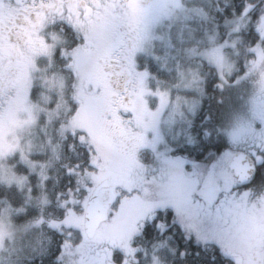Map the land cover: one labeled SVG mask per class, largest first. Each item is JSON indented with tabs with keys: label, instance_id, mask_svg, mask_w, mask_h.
<instances>
[{
	"label": "rangeland",
	"instance_id": "obj_1",
	"mask_svg": "<svg viewBox=\"0 0 264 264\" xmlns=\"http://www.w3.org/2000/svg\"><path fill=\"white\" fill-rule=\"evenodd\" d=\"M15 3L17 7L14 0H0V19L9 13V19L15 20L9 32L18 40L0 38V70L16 54L14 49H23L16 60L10 58L16 77L0 96V183L24 188L25 199L19 206L1 201L0 264L27 263L39 255L38 236H45L46 226L79 234L74 236L79 244L71 238L64 244L61 264H83L76 253L86 255L87 264H106L107 258L122 253L143 264H170L174 243L156 242L149 248L133 245L139 219L165 202L164 192H179L181 187L176 180L162 192L150 175L144 178L152 166L148 157L159 156L146 138L151 127L149 104L155 97L157 107L166 106L169 115L198 105L204 96L202 64L207 62L216 68L221 83L233 87L226 105L230 107L226 127L249 131L251 114L257 112L254 95L264 81V11L251 16L248 11L255 4L248 3L240 13L221 19L214 14L232 6L229 0H147L140 6L128 0L123 8L135 12L128 22L132 27L114 32L113 23L102 18L99 9L90 19L80 16L78 0ZM41 4L45 8L37 10ZM21 7L34 16L14 19ZM117 17L112 20L120 21ZM17 22L23 23L24 30L14 29ZM251 25L259 37L248 43L243 33ZM129 34L135 41L127 49L123 45ZM101 94L108 99L109 126L124 140H111L98 129L100 116L92 112ZM73 136L90 147L88 167L75 170L73 164L65 165L81 175L80 193L86 190L89 195L104 178L109 179L110 202L117 187L135 190L111 204L108 220L88 241L82 236V210L68 209L64 218L57 219L43 217L40 208L48 202L43 191L57 175L54 167L68 160L66 141ZM133 138L136 145L138 140V149L125 143ZM119 147L125 148L119 152ZM145 147L149 152L142 151ZM161 159L170 174L178 177V160ZM33 190L39 194L37 201L31 197ZM33 201L40 204L36 205L37 218L17 222L16 217L24 215L30 205L36 207ZM233 205L241 231L235 243L222 242L221 249L234 264H264V233L260 231L264 230V193L240 190Z\"/></svg>",
	"mask_w": 264,
	"mask_h": 264
},
{
	"label": "snow or ice",
	"instance_id": "obj_2",
	"mask_svg": "<svg viewBox=\"0 0 264 264\" xmlns=\"http://www.w3.org/2000/svg\"><path fill=\"white\" fill-rule=\"evenodd\" d=\"M228 12L225 6L223 13ZM205 90L215 92V82L208 81ZM153 101L149 104L151 127L146 138L154 143L159 156L148 157L152 166L144 178L149 179L150 175L162 192L176 180L181 187L179 192H164L165 202L139 219L138 234L154 243H174L172 251L178 264H204L203 251L213 253L211 259L217 264H225L230 257L221 251V243H235L241 231L234 212L235 194L264 182V112L251 114V130L246 132L226 127L230 107H208L204 98L198 105L183 109L179 115L167 114L166 106L157 107L155 97ZM216 103L219 105L223 101ZM87 151L73 136L70 146L66 147L69 167L75 163L78 169ZM142 151L147 153L149 149L145 147ZM161 157L178 160V177L170 174ZM237 160L244 166L243 178L236 170ZM66 175L69 177L67 190H71L75 183L73 172L67 171ZM133 191L117 187L111 204H118ZM59 211L57 218L62 219L63 210ZM64 238L63 232L48 228L45 252L50 255L51 264H56ZM49 248L52 249L50 253ZM75 255L87 264L86 255Z\"/></svg>",
	"mask_w": 264,
	"mask_h": 264
},
{
	"label": "trees",
	"instance_id": "obj_3",
	"mask_svg": "<svg viewBox=\"0 0 264 264\" xmlns=\"http://www.w3.org/2000/svg\"><path fill=\"white\" fill-rule=\"evenodd\" d=\"M125 1L128 2V0H125ZM229 1H230V3H232V6H227L229 8V12L227 14L215 13L214 15L216 17L222 19V17H225V16L230 17L237 12L240 13L248 3H254L255 4L253 9H250L248 11V13H251L250 14L251 16H254V17L257 16V14L260 10H261V12L264 11V0H229ZM15 2H17V0H14V4H15L14 7H17L18 4ZM126 2L124 3L121 1L120 4H118L116 6L117 12L114 15H116L118 17H123L125 19H133L135 12L131 13L130 11L125 10L123 8V5H125ZM130 2L136 3L137 5L139 4V6H140L141 0H138V1L130 0ZM258 3H259V5H257ZM42 8H45V4H41V6H39L37 8V10L38 9L42 10ZM136 8H138V7H136ZM118 9L120 10V12ZM233 9H235V10H233ZM18 11H19V13L17 14L18 18L15 17L14 19H31L34 16L32 12L26 11L22 7L20 9H18ZM115 11H116V8H115ZM24 13H27L28 17L26 16L25 18H21V16ZM221 19H217V20L220 21ZM253 20H255V19H251V21H253ZM133 22H135V20ZM22 26H23V23L19 22L18 26H17V31H21ZM253 26L254 25H251L243 33V35L245 36V39L248 41V43L255 42L259 37L257 30L252 28ZM114 27L116 28L115 25H113V29H114ZM13 33L16 34V30H14ZM21 35H22V33H21ZM132 37H133L132 34H129V36L128 35L126 36L127 49H128V43L132 39ZM12 40L14 42L18 41L15 38L13 39V37H12ZM123 46L125 47V44ZM127 49L125 52H127ZM9 64H11V63L9 62ZM6 67H4V70L0 72V75L3 74V72H5V74H6V72H7ZM202 71H203V74L205 75L204 82L202 83V85L204 87V96L202 98H204L205 105L208 107H212V108L226 107L227 102L230 99L229 93L232 91L233 87H230V86L226 85L225 83H221L220 75L217 72L216 68L210 66V64H208L207 62H204L202 64ZM208 81H214L215 82V87H216L215 92H213L212 90H208V91L205 90L206 84ZM221 88L223 89L222 91H221ZM254 96H256V94ZM234 98H232V100ZM218 100L223 101V103L218 105L216 103V101H218ZM96 103L97 104L95 106H93L95 109L92 112V114L99 115L100 117H97V116L96 117L99 118L102 121V124H104L107 127L109 125V122L106 119L105 108L108 104V99L106 98L105 94H101L100 97L97 99ZM241 110H242V108H241ZM111 131H112V128H111L110 132L106 131V133H107L106 135L110 139L114 138L113 131L112 132ZM83 134L85 135V132H83ZM132 140L134 141L135 138H133ZM71 141H72V137L68 138L66 142L68 145H70ZM78 142L80 144H82L85 149H88V151L85 153L84 157L80 161V167H81L80 170H82V169H85V167H88V162H89V156L88 155H90V150H89L90 147H89L88 143H85L82 141H78ZM127 144H130V149H132V143L130 140L126 141V145ZM136 146H138V145H136ZM69 163L70 162L68 160L66 161V159L62 163L58 162L59 165L54 167V170L57 171V173H56L57 175H56L55 179L49 180L46 182V184L49 188H47L43 192L46 193L48 202L45 204V206L40 207L44 211L43 213L45 214V215H42L43 217L57 218L60 215L59 210L62 209L63 210V218H64L68 209H76L78 211L83 209V207L80 206V201L83 198V202L85 203V199L88 196V192L86 194V190H85L83 193H80V190L78 189L79 179H80L81 175H76L75 172L73 173V178H74L75 183L72 186L71 190H67L69 177L66 175L68 168L65 165L69 166ZM72 164L74 165L75 170H77L76 164L75 163H72ZM63 165L65 167H63ZM23 189L22 188L18 189L16 186L6 187L0 183V209H1V201L2 200H6L7 202H9L13 206H19L20 204H22L23 200L25 199L24 193L22 191ZM249 189H255L256 191H259L260 193H264V182L256 183V184L250 186ZM35 192H37V191L33 190V192L31 193V197L33 200L35 199V201H37L39 198L38 197L39 194H36ZM42 194H44V193H42ZM35 203L36 202H34V201L32 203V205H34V207L36 205L37 206L40 205V204L35 205ZM37 206L35 208H33L30 205L27 212L24 215H20V216L16 217L15 220L19 223H22L23 220L37 218L38 213H39V211H38L39 208H37ZM45 207H46V209H45ZM57 219H59V218H57ZM48 228L49 227L45 228V236H38V238H39L38 241L40 242V245L42 247V252H40L39 255H37L34 258L28 259L27 263L22 262L20 264H51V257L49 254H47L45 252V247L47 244V237H48ZM56 230L58 232L64 233V237H65L64 238V244L66 242H68V240L70 238L75 240V241L78 240V238L76 239L75 237L79 236V234L74 233V231H71L70 229L69 230L67 229L65 231L59 230V229H56ZM256 231L257 230L253 231V233H251L250 235H253ZM260 231L264 233V230H260ZM261 232L256 233V235H258V234L260 235ZM82 236L86 239V241L89 240L85 237L84 234ZM131 243H132V241H131ZM152 243H154V242L150 238L144 237L141 235H136L135 238L133 239V245H135V246L146 245V246H148L147 248H149ZM64 244L62 245V251H61L60 255L57 257L56 264L62 263L61 258L64 257V255H63ZM51 251H52V249L49 248L48 253H50ZM221 251L223 252V250H221ZM137 253H138V257H139L140 252H137ZM137 253H134V254H137ZM223 253L226 256V253L225 252H223ZM123 255L124 254L122 253L119 255L114 254V255L110 256L109 258L106 259V264H143L140 262L139 258L134 259L132 256L128 257V255H125V256H123ZM212 255H213V253H211L210 251L201 252V258L204 260V264H217V261L211 259ZM170 264H178V261L174 260V258H173V260L170 262ZM225 264H234V263L232 260H227L225 262Z\"/></svg>",
	"mask_w": 264,
	"mask_h": 264
},
{
	"label": "flooded vegetation",
	"instance_id": "obj_4",
	"mask_svg": "<svg viewBox=\"0 0 264 264\" xmlns=\"http://www.w3.org/2000/svg\"><path fill=\"white\" fill-rule=\"evenodd\" d=\"M126 2L125 0H78V11L77 13L80 14V16H83L84 18H87V19H90L91 18V15L92 12L94 13H98L99 11L97 9H99L101 12H102V15L101 17L104 18V19H107L109 18L110 20V23L113 25L116 26V28L114 27V32H117L119 30H128V28L132 27L130 23H128L129 20L131 19H125L123 17H117L120 19V21H113L112 19H116V12H117V5L120 4V2ZM138 1V0H136ZM147 2V0H141V5H144L145 3ZM115 8H116V11H115ZM14 9V7H13ZM9 13L7 15H3V19H0V38H5L6 42L11 38L12 39V34L11 32V24H14V21L13 19H9ZM107 16V17H106ZM123 18V19H122ZM133 22V21H132ZM131 22V23H132ZM4 23H7L5 26ZM18 23V22H17ZM109 23V24H110ZM138 26V25H137ZM17 27L15 26L14 29H16ZM14 29H13V32H14ZM22 30H24V28H22ZM135 41V37L133 36L132 39L129 41L128 45H132L133 42ZM124 42V41H123ZM8 44V43H7ZM127 44V41L125 40V46ZM9 45V44H8ZM16 54L14 55H11L10 58H14L16 60V56L20 54H22V50H19L18 49H14ZM8 59L7 60V63L5 64L4 67H6V74L5 72H3V74L0 75V96L2 94V92L4 91V88H9L12 84V82L14 81V78L16 77V65H14V63L12 64H9V62L11 63L12 59ZM4 67L2 68V71L4 70ZM261 90H259V93L256 94L255 96V100H254V105L257 109V112H264V81L261 82ZM255 109V111H256ZM98 121V129L101 131V132H104L105 134L106 131H108L107 127L102 124V121L100 119L97 120ZM249 131L251 130V124L249 125ZM109 127H112V126H109ZM111 129V128H110ZM115 132V130H113ZM118 132V131H117ZM118 135V134H117ZM107 136V135H106ZM115 137V136H114ZM137 141V145H138V140L136 139ZM132 143V149H137L140 145L136 146V142L134 141H131ZM123 148V147H122ZM125 148V147H124ZM123 148V149H124ZM123 149H120L119 147V152L120 150H123ZM118 151V150H117ZM104 194H105V191L104 189H102L99 193V196L101 199H103L104 197ZM109 201V199H108ZM110 202V201H109Z\"/></svg>",
	"mask_w": 264,
	"mask_h": 264
},
{
	"label": "water",
	"instance_id": "obj_5",
	"mask_svg": "<svg viewBox=\"0 0 264 264\" xmlns=\"http://www.w3.org/2000/svg\"><path fill=\"white\" fill-rule=\"evenodd\" d=\"M236 170L240 175V178L244 177V166L236 161ZM109 188L108 178H105L98 182L88 195L83 215H82V230L87 239H92L102 223L106 222L109 217L110 204L106 202L107 189ZM106 190L103 199H100V190Z\"/></svg>",
	"mask_w": 264,
	"mask_h": 264
}]
</instances>
